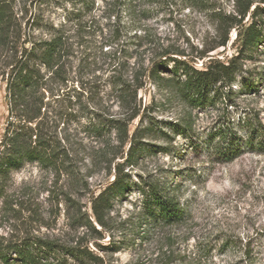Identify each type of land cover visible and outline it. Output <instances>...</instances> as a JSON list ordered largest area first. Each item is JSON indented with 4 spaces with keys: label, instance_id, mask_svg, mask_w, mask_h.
Wrapping results in <instances>:
<instances>
[{
    "label": "rangeland",
    "instance_id": "obj_1",
    "mask_svg": "<svg viewBox=\"0 0 264 264\" xmlns=\"http://www.w3.org/2000/svg\"><path fill=\"white\" fill-rule=\"evenodd\" d=\"M115 1L8 0L23 39H49L57 33L66 38V79L46 86L69 98L56 103L46 91L50 103L43 110L63 105L69 112L59 132L67 137L63 143L71 157L59 171L27 162L10 173L0 198V264H7L3 251L8 264H23L14 247L30 248L40 264H264V151H246L228 162L207 149L209 135L224 124L233 123L240 135L246 134L241 126L245 117L254 118L264 131V2L252 5L263 8L256 17L263 41L243 56V70L232 86L235 94L195 108L174 87H166L177 79L170 71L172 57L191 60L215 44L217 14L235 11V0H132L120 16L127 28L118 40L129 52L116 60L110 52L116 46L106 44L118 23L110 15ZM251 21L248 16L246 22ZM236 35L234 28L230 41L196 66L211 56L237 54ZM12 46L13 40L0 45V66ZM161 53L165 79L157 84L149 74ZM141 71L144 86L137 97L125 99L119 78L134 90ZM247 79L252 88L243 86ZM6 85L0 74V139L9 119ZM111 120L128 123L130 134L140 130L143 144L125 163L129 188L101 226L93 197L114 179L115 164L125 160L130 145L122 143ZM100 123L106 126L98 133ZM150 184L178 199L186 210L183 221L145 222L143 189ZM71 248L82 256H74ZM86 249L101 260L93 262Z\"/></svg>",
    "mask_w": 264,
    "mask_h": 264
},
{
    "label": "trees",
    "instance_id": "obj_2",
    "mask_svg": "<svg viewBox=\"0 0 264 264\" xmlns=\"http://www.w3.org/2000/svg\"><path fill=\"white\" fill-rule=\"evenodd\" d=\"M261 1L264 2V0ZM253 3L254 0H235V11L229 14L218 12V41L202 50L194 59L185 60L172 57L174 64L170 71L177 79H170L175 83L167 84L166 87H174L195 108L212 104L220 97L225 100L230 99L231 95L235 94L232 86L237 82L238 75L243 70V56L247 51L250 52L257 48L263 41V29L256 19L263 8L258 4L253 9ZM131 5L132 0H116L111 4L110 15L115 16L116 23H118L112 29L111 39L106 44L112 48L116 46L114 51L107 49L110 50L115 60L127 56L129 52L125 42H118V40L122 38L127 28V22H122L123 19L120 16L124 10L128 11ZM248 16L252 18L251 22H246ZM234 28L237 30L234 43L238 45L239 52L231 57L211 56L203 62L202 67L198 68L197 60L204 59L217 47L225 46L230 41V34ZM24 33L22 24L18 22L16 13L8 0H0V45L8 46L12 40L16 43V46L8 47L12 54L9 55L7 63L0 66V74L7 81L9 113L4 136L0 139V198L5 195L10 173L19 170L25 163L37 162L59 171L71 157L69 148L63 143L67 137L59 132L60 122L67 117L69 112L63 105L56 109L45 108L43 110L45 104L50 103L46 101L48 97L46 91H50L49 97L53 98L56 103L64 102L69 98L67 93L60 91L61 89L55 91L56 89L46 86L52 81L59 84L66 79L62 65L67 46L66 38L63 34L57 33L49 39H29L27 37L23 39ZM119 52L121 55L117 57ZM162 56L164 54L161 53L160 56L154 57L149 74L151 80L157 84H162V79H165L161 71H164L166 58ZM123 64L124 62L120 60L118 66ZM144 76V71H141L135 77L137 86L134 90L128 86L127 80L119 78L118 82L122 84L119 90L122 91L125 99L126 96L137 97L139 88L144 86ZM243 86L252 88L253 84L247 79L244 80ZM137 115L138 111L131 118ZM111 121L115 123L112 128L119 132L122 143L130 141V145L125 160L115 164L114 179L101 189L100 194L93 197V212L101 226L107 225L106 216L114 201L124 195L129 188L130 182L126 181L128 173L124 171L125 163L132 161L143 144L142 140H139L140 130L136 129L133 134H130L128 123L119 124L117 120ZM258 125L254 118H243L241 126L246 134L240 135L233 123L224 124L218 131L209 135L207 149L216 154L220 160L228 162L246 151H264V131ZM105 126V123H100L96 131L102 132L101 129ZM183 129L185 132L188 127H183ZM143 192L145 222L163 225V223L173 224L183 221L186 210L169 191L150 184L148 188L143 189ZM14 249L23 264H40L38 256L30 248L14 247ZM69 251L76 257L83 254L77 248H71ZM84 253L93 262L101 260L91 250L86 249ZM2 254L1 259L8 264L9 257L4 251Z\"/></svg>",
    "mask_w": 264,
    "mask_h": 264
}]
</instances>
